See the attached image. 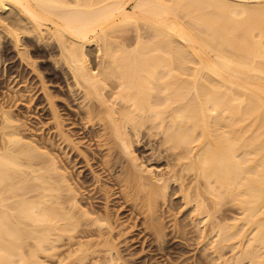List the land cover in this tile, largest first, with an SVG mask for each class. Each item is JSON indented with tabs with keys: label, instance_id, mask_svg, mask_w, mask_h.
Wrapping results in <instances>:
<instances>
[{
	"label": "bare ground",
	"instance_id": "bare-ground-1",
	"mask_svg": "<svg viewBox=\"0 0 264 264\" xmlns=\"http://www.w3.org/2000/svg\"><path fill=\"white\" fill-rule=\"evenodd\" d=\"M180 10L193 15L195 20L189 19L194 26L182 20ZM10 39L26 64L34 61L27 42L35 51H60L59 66L67 67L83 102L86 99L85 111L78 116L89 122L88 136L114 151L108 159L93 153L94 162L87 156L90 170L75 175L70 168L76 165L71 162L76 152L63 158L44 149L42 137H25L20 116L4 110L0 264H45L40 256L60 257L59 248L65 245L69 250L60 264H88L89 256L101 252L115 264L121 255L117 245L134 241L117 230L115 215L124 217L131 210L142 216L143 206L150 219L143 222L145 228L157 238L147 242L159 241L162 251L171 244V237H165V218L172 215L175 203L163 205L169 188L194 216L208 217L209 234L218 227L213 259L226 256L224 247L235 245L233 238L245 233L242 227L230 229L235 223L215 217L225 199L239 190L233 200L244 218L256 224L241 252L262 256L264 0H0V50ZM94 44L95 55L89 49ZM55 117L57 131L50 138L68 147L73 132H62L59 114ZM130 134L157 136L156 155L167 162L166 170L145 174L133 155ZM109 159L130 174L126 191L116 193L110 182H90L99 181L93 164L106 170ZM83 161L75 159L77 165ZM193 174L195 181L199 177L195 184ZM109 176L120 182L113 173ZM131 190L142 193L131 200ZM116 197L125 200L117 211L108 203ZM102 199L107 204L101 205ZM184 226L177 219L171 232L177 236L186 231ZM208 229H202L204 238ZM97 258L92 264L107 262ZM146 258L139 261L148 262ZM223 259L226 264L229 258Z\"/></svg>",
	"mask_w": 264,
	"mask_h": 264
},
{
	"label": "rangeland",
	"instance_id": "rangeland-1",
	"mask_svg": "<svg viewBox=\"0 0 264 264\" xmlns=\"http://www.w3.org/2000/svg\"><path fill=\"white\" fill-rule=\"evenodd\" d=\"M184 12H181L180 10V15H182V20L185 19L186 23L187 22L188 24L192 23V25L194 26L195 24L194 21L191 22V20H195L193 19L194 17L192 18L193 15L191 14L189 15L187 13L185 14ZM190 17L191 20L189 19ZM9 41L10 42H8V47L5 49H2L3 48L2 47L1 48L2 51L0 50V121L4 120L2 116L4 115L3 111L10 110V113L14 115V117H16L15 115L20 116V117L18 116L19 117L18 119L20 120L18 121V123L19 122L23 123V128L22 126L20 127H21V131L23 130L24 133L23 132L22 133L23 135H25V137L28 134L33 137H37L38 139L42 137L41 141H43L42 145H44V147L43 146L42 147L44 149L50 148L52 151L54 150V152L55 151L58 152L62 157L63 156L65 157L66 154H68L67 156H71L70 152L71 153L76 152L75 153L76 155H74L76 161L78 157H82V159H84V161L78 163V165L77 162H75V159L71 161V162L74 161L73 163L76 165L75 167H71L70 169L73 170L74 168V171L72 173H74L75 175L78 174V176H81L83 171L90 170L87 169V167L89 168L87 161L91 158V156L93 158L94 156H98L99 154H102V156L107 159L112 157L110 156L109 153L114 151V148L111 147L110 150L109 146L107 147V145L104 146L103 148L102 146H98V143L100 142L99 141L95 142L93 139H91V137L88 136L90 130V128L88 127V125H90L89 122L88 124H86L87 123L86 118L80 119L78 116L80 115V111L83 112L85 111L84 107L82 106L83 105L82 103L86 102V99L83 102L84 96L83 94L80 93L82 91L78 90L79 88L77 89V85L75 84L73 78L71 77V74H69V72L67 71V67L65 69V66L64 67L59 66L61 65L60 63H62L61 59H59L60 61L57 60L58 56L60 58V51L58 49H55L53 52L50 53H46L43 51H35L34 48L35 45L33 43L27 42V45L29 46V49L31 51V55L33 56L32 61L34 60L33 61L34 63L33 62L28 63L26 61L28 63L26 64L25 62L22 61V59H20L17 51L18 48L15 46V43L11 41V39ZM133 41L134 39L132 38L131 42L133 43ZM91 47H92V54L95 55L97 52V45L94 44L90 46L89 47L90 51H91ZM56 114H59V116L61 117V118L59 117V119H61L59 120V122L63 123V126L61 123V127L62 128L64 127V129H66V130L62 129L63 131L62 130L60 131L62 132L70 131V133L73 132V134H71L72 137L70 139L71 142L68 141L70 142V145L68 144V147L67 145H65L66 142H62L63 144L59 145L58 142H60L61 140L60 141L57 140L56 141L57 143L55 142L56 143L55 144L53 140H51L50 138L51 137L50 135L55 134L54 132L57 129L56 128L57 126L54 125L57 123V121L55 122V120H57L58 117V115L57 117H55ZM21 120H24L25 123ZM100 126L99 128L101 131L103 132L109 131V129L105 130L103 126L102 127ZM61 127L60 128L58 127V129H61ZM24 128L27 131H25ZM2 130L3 128L2 129L0 128V133ZM28 137L31 138L30 136H27V138ZM48 137L50 138V140ZM129 137L133 139V143H134L133 155L138 156L136 162L142 165L143 168H145V171H143L145 174L158 172L159 170L160 171L166 170L167 162L160 161L156 155L158 153L155 148L157 144L156 142L159 141L157 136L154 135L149 136L147 134H145L144 136L142 134L139 135L130 134ZM73 145H75V148L71 147ZM65 146L67 147V149L63 150V147L66 148ZM71 149L72 151H70ZM96 153H98V155ZM67 156L65 158H67ZM84 156L86 158H84ZM87 156H89V158ZM87 158L88 160H86ZM114 160L116 159L114 158ZM89 161L94 162L95 160L90 159ZM111 161L113 160L111 159ZM111 161L110 159L107 161L106 166L108 168L106 170L105 167H103L102 165L99 166L97 165V163H94L93 166H95V170H96L94 171L95 172L94 174L95 176L99 177V181L95 182V180H92L90 182L94 181L93 183H95L97 186H101V184L103 185L108 184L110 186L111 184H113L110 187L115 191H117L116 193H121L122 191H126L127 184L130 181H132L130 174L126 172H122V165L120 163L118 164L115 161H113L115 164L114 163L112 164ZM111 173L119 177L118 179L120 182L115 183L113 180L111 181L110 180L111 178L109 176L111 175ZM193 176L192 178L194 179H192V183L194 182L196 183L197 179L199 180V177H196L197 179L195 181V176L197 175L193 174ZM106 181L108 183H105ZM109 182L111 184H109ZM201 185L202 183H200V186ZM238 191L239 190L236 189L234 190L232 195L230 196L228 195L229 197H227V199L229 202H227V199H225L226 202L225 204L222 205L223 206L222 209H220L218 212H216L217 214H215L217 215L215 216L216 220H220L221 223L222 222L226 224L235 223L237 225L233 227L231 226L230 229H235L236 227L237 228L242 227L245 232L241 238H239L238 236L233 238L231 242L232 243L237 242L235 245L228 244L227 246L224 247L225 248L224 252L226 253L225 254L226 256L223 257L229 258L227 259L226 264H259L257 261L264 262V253L262 254V256L251 258L248 253L241 252V250L245 248V244H247L252 233L254 232V227L256 224L252 222H248L244 218L246 214L243 213L242 208L234 202L235 200H233V197L235 194L238 193ZM129 192L130 193L128 197H131L130 198L131 200H133L134 198L136 199L138 195L142 193L141 191L135 193L133 190ZM167 192L168 193L165 195L166 203L164 202L163 205L164 206L167 205L169 207L171 204L175 203L174 208H172L171 210L172 215H170L169 217L167 216L165 218L167 224L166 230L168 233V235H166L165 237H171L170 238L171 244H168V246L161 251L159 248H157L159 241L153 240L154 244L149 243L150 241L147 242V239L151 237H152L151 239H157L154 236H152L153 234H151L150 236V231L148 230L149 228L147 227L145 228V223H143L144 221L147 222L150 221L149 217L145 215L147 212V206H143V209L146 211L144 212L145 214L143 213L142 216L136 213L135 211L134 212H131V210L126 211L129 212L127 216L123 217L122 216L123 213L120 215H115V218H117V222H116L117 230L120 229L124 231L125 232L124 236L128 235V239H133L134 241H130L131 243L130 245L129 244L127 245L126 243L125 244L120 243L117 245V247L120 249L121 255L115 264H225L226 260L224 261L223 257L218 259H213V256L217 255V253L216 252L214 253L213 251L216 243L214 239L216 237L217 238L219 237L218 234H216L218 227L216 226L214 228L215 231L212 230V232L209 234L210 229L208 228L210 225L208 223V217L207 218L204 217L200 219L199 216H194L193 212L189 211L190 208H188L187 210L185 209L184 206L185 204L183 203L180 196L175 198L174 197L175 192H173L171 188H169ZM122 200L123 199L121 197H116L114 200L109 201L108 203L110 206L114 207L115 211H117ZM123 201L125 202V200ZM99 203L101 205L107 204L105 199H102ZM212 203H213V198H212ZM177 219L179 220V223L185 224L184 227L186 230L184 231L185 234L184 232L179 231L177 234V236L179 235L178 237L176 235H173V232H171L173 231L172 227H174ZM216 220H214L213 223H215ZM142 223L144 226H142ZM204 228L208 229V231H206L208 235H206L205 238L201 235L202 229ZM66 246L67 245H65V247L63 248L62 246H60L59 253L62 252L60 254V257L63 256L69 250V248ZM25 247H26L25 249H27L29 246L28 247L25 246ZM160 251L162 253H160ZM258 252H262V250H259ZM102 253L103 252L100 253L101 256L98 254L100 258L103 257ZM207 254H209L208 257H205ZM45 255L46 254L40 256L41 258L43 257L42 259L46 258L45 264H60L59 256L55 255L56 257L55 256L48 257V255L47 256ZM98 256L97 253L95 254V256H89L90 259L89 257L87 258L89 261L88 264H92V262ZM99 257L97 259L101 260L102 262L107 261V262H103L102 264H114L111 258H109L108 256L107 258L103 257L101 259ZM142 257L144 258L147 257L146 259L150 257V259L148 260V262L145 263L140 262L139 260H141ZM260 257L263 259L261 260ZM41 258L39 259L41 260Z\"/></svg>",
	"mask_w": 264,
	"mask_h": 264
}]
</instances>
